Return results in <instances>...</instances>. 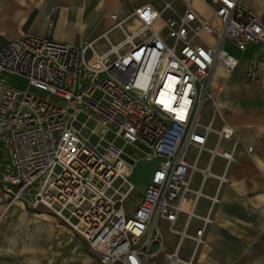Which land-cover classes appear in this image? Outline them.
<instances>
[{
	"label": "built area",
	"instance_id": "2783aa9c",
	"mask_svg": "<svg viewBox=\"0 0 264 264\" xmlns=\"http://www.w3.org/2000/svg\"><path fill=\"white\" fill-rule=\"evenodd\" d=\"M156 1L159 7L142 4L126 18L112 13L103 52L93 41L74 47L29 35L0 48V143L9 159L0 164V201L31 196V206L67 226L96 264H160L153 261L163 245L159 221L180 242L191 240L195 250L203 245L211 219L195 214L205 196L190 182L194 173L203 182L212 175L189 164L187 152L196 149L197 161L203 152L234 161L232 151L220 149L234 130L202 124L201 110L217 69L231 74L238 65L225 46L244 52L264 41V20L244 0ZM126 22L135 26L111 41L110 33L123 31ZM259 68L258 59L249 61L247 83H259ZM3 75L21 79L26 88L8 85ZM93 121L101 128L96 146L80 135ZM106 135L112 140L101 146ZM209 135L216 136L211 149ZM115 140L156 163L132 212L124 205L135 190L127 169L136 159ZM180 215L185 223L177 231ZM193 219L202 227L190 235ZM165 257L168 264H196L177 253Z\"/></svg>",
	"mask_w": 264,
	"mask_h": 264
},
{
	"label": "crops",
	"instance_id": "0c3cea01",
	"mask_svg": "<svg viewBox=\"0 0 264 264\" xmlns=\"http://www.w3.org/2000/svg\"><path fill=\"white\" fill-rule=\"evenodd\" d=\"M248 1L244 0L246 7ZM86 2L87 0H0V48L11 40L28 35L49 37L70 44L65 41L66 36L60 33L64 29L63 22L79 21L81 26L75 31H85L89 24V20L83 21L88 9ZM119 10L124 12L116 9ZM258 11V16L264 20V8ZM89 42H83L82 45ZM107 47L108 45L100 47L97 51L103 52ZM230 49V53L238 60V65L231 74L221 68L217 69L210 83V99L202 108L213 111L208 123H212L214 130L219 131L224 126L234 130L231 140L220 144L221 150L232 151L234 161L227 163L220 157L211 158L207 152H203L197 161V150H188V163L196 164L199 169L209 168L212 175L203 182L201 174L194 173L190 182V189H201L205 196L198 200L195 214L209 217L211 223L205 227L203 245L195 250L191 240L184 239L180 242L177 235L169 232L167 224L159 221L157 230L163 245L153 258L157 263L168 264L165 256L177 253L180 259H193L196 264H264V41L249 44L244 52H239L234 47ZM254 58L260 61V81L252 85L246 82L245 74L249 61ZM215 142L216 136L209 135L206 147L213 148ZM248 148H252L251 152L247 151ZM187 196L191 197V194ZM213 198L217 202L213 203ZM30 199L32 203V197ZM22 200L26 201L25 197ZM15 202L9 204L0 201V241L7 227L6 218L11 207L16 206L24 212V203L21 200ZM184 223L185 216L180 215L175 229L181 231ZM201 227L202 222L193 219L187 232L193 235ZM156 250L157 246H152V251ZM11 252L18 254L19 249L13 247ZM88 257L96 264L89 255Z\"/></svg>",
	"mask_w": 264,
	"mask_h": 264
},
{
	"label": "rangeland",
	"instance_id": "374dc122",
	"mask_svg": "<svg viewBox=\"0 0 264 264\" xmlns=\"http://www.w3.org/2000/svg\"><path fill=\"white\" fill-rule=\"evenodd\" d=\"M145 2H149L155 7L158 5L154 0H87L86 6H88V9L84 13L83 21L88 22L89 20V24L85 31L81 33L75 31L80 28L81 23L70 20L63 22L64 29L60 33L66 36L65 41H68L74 47H82L83 42L93 41L97 50L108 45V41L104 40L102 35L106 29L113 25L109 15L113 12L115 13V10L119 8L126 12L121 18H126L130 15V11L135 5ZM247 7L250 11L260 15L258 10L264 8V0H249ZM200 9L207 14L206 9L203 7H200ZM132 25V23L126 22L123 25V31L117 29L112 31L109 35L110 40H119L128 31L126 30L127 27ZM231 47L229 44L225 46L228 51L231 50ZM89 61L91 63V60ZM90 65L95 67L93 64ZM2 77L12 87L20 90L26 88V84L21 79L8 75H3ZM212 116V110L206 107L202 108L201 122L203 124H207ZM94 130L96 131L95 134L93 133ZM100 131L101 128L93 121L88 123L87 128L81 129L80 135L95 144L98 142L97 135H99ZM111 140V135H106L104 141L100 144L104 146L107 141ZM114 142L116 146L124 150L128 157L136 159V162L129 161L133 168L127 169V177L131 184L134 185L135 190L124 205L129 212H132L148 185L156 163L154 161H142L141 155L122 141L115 140ZM8 162V149L0 143V164ZM24 197L26 201L21 200L24 203V212L13 206L9 215H7V227L2 233V240L0 241V264H93L88 257L86 246L78 236L73 234L61 221L55 220L47 210L33 208L30 203L31 197ZM13 247L19 249L18 254L11 252Z\"/></svg>",
	"mask_w": 264,
	"mask_h": 264
},
{
	"label": "bare ground",
	"instance_id": "6f19581e",
	"mask_svg": "<svg viewBox=\"0 0 264 264\" xmlns=\"http://www.w3.org/2000/svg\"><path fill=\"white\" fill-rule=\"evenodd\" d=\"M156 3H158V5H157V7H159L160 6V3L159 2H157L156 0H154ZM116 11V10H115ZM120 11V12H119ZM119 11H116L115 13L119 16V17H121L122 15H125V13L126 12H122L121 10H119ZM135 25H132V27H130L129 29L130 30H132V28L134 27ZM209 89H210V87H209ZM209 93H210V90H209ZM208 101V100H207ZM83 138V137H82ZM85 139V138H84ZM98 143V142H97ZM97 143H95V144H93L94 146H96V145H98ZM128 168H133L132 166H129ZM18 202H20V200H18V201H16L15 203H18Z\"/></svg>",
	"mask_w": 264,
	"mask_h": 264
}]
</instances>
